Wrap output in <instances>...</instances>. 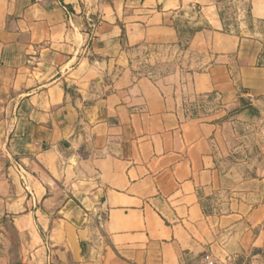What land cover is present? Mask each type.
<instances>
[{
	"label": "crops",
	"instance_id": "1",
	"mask_svg": "<svg viewBox=\"0 0 264 264\" xmlns=\"http://www.w3.org/2000/svg\"><path fill=\"white\" fill-rule=\"evenodd\" d=\"M227 9L0 0V264H264V35Z\"/></svg>",
	"mask_w": 264,
	"mask_h": 264
},
{
	"label": "rangeland",
	"instance_id": "2",
	"mask_svg": "<svg viewBox=\"0 0 264 264\" xmlns=\"http://www.w3.org/2000/svg\"><path fill=\"white\" fill-rule=\"evenodd\" d=\"M224 3H226L228 9H227V16L228 19L232 22V25L235 30L241 31L240 29V24L241 22L245 23L247 25V31L252 33V32H259L264 35V21L262 20H255L253 17L250 19L247 16L248 13V4L247 5H242L238 2V0H223ZM246 10V16L243 18L241 15L244 11ZM183 24V23H182ZM146 57H143V61L141 59L136 60V64L140 67H145V64H147L148 59ZM149 58V57H148ZM144 64V65H143ZM166 63H161L159 66V71L160 72H165L168 70V67L166 66ZM147 70V68H146ZM203 110V108H201ZM8 228V239L11 240L12 248H11V256L12 259L16 262L20 261V255L18 254V243H17V238L14 233V231L10 228V225L7 224ZM5 244L6 242L3 241Z\"/></svg>",
	"mask_w": 264,
	"mask_h": 264
},
{
	"label": "trees",
	"instance_id": "3",
	"mask_svg": "<svg viewBox=\"0 0 264 264\" xmlns=\"http://www.w3.org/2000/svg\"><path fill=\"white\" fill-rule=\"evenodd\" d=\"M248 18H252L251 15V9L250 6H248V13H247ZM179 32H180V44L181 41H185L188 43L192 36L195 33V29L192 26L182 24V22L179 24Z\"/></svg>",
	"mask_w": 264,
	"mask_h": 264
},
{
	"label": "built area",
	"instance_id": "4",
	"mask_svg": "<svg viewBox=\"0 0 264 264\" xmlns=\"http://www.w3.org/2000/svg\"><path fill=\"white\" fill-rule=\"evenodd\" d=\"M14 164L18 168L19 172H21V174L23 175L24 170L22 168V165L18 161L15 162ZM203 264H230V263L229 262L221 263L216 259H214V257L211 254H206L203 258Z\"/></svg>",
	"mask_w": 264,
	"mask_h": 264
}]
</instances>
